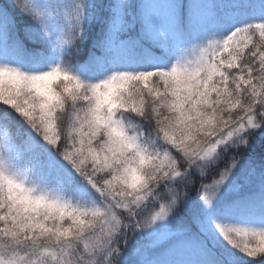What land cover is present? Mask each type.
<instances>
[{
	"label": "snow or ice",
	"instance_id": "1",
	"mask_svg": "<svg viewBox=\"0 0 264 264\" xmlns=\"http://www.w3.org/2000/svg\"><path fill=\"white\" fill-rule=\"evenodd\" d=\"M0 264H264V0H0Z\"/></svg>",
	"mask_w": 264,
	"mask_h": 264
}]
</instances>
